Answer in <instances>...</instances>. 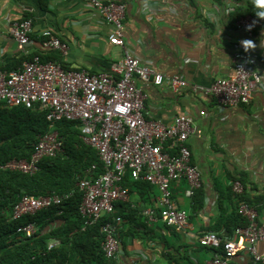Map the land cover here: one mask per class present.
Wrapping results in <instances>:
<instances>
[{
  "label": "crops",
  "instance_id": "obj_1",
  "mask_svg": "<svg viewBox=\"0 0 264 264\" xmlns=\"http://www.w3.org/2000/svg\"><path fill=\"white\" fill-rule=\"evenodd\" d=\"M111 1L125 5L124 37L133 55L161 74L180 76L189 85L179 92L167 85L145 86L150 116L169 124L175 116L186 114L202 131L201 138L188 141L192 162L202 176V208L196 210L195 201L186 197L185 182L171 185L179 207L189 214L191 229L178 234L161 222L147 225L141 211L154 205L156 189L127 186L130 202L123 204L132 205L139 218L132 227H123L124 244L116 259L119 264H170L164 254L179 251L186 264H210L214 253L200 247L198 238L235 212L233 183L240 182L246 189V198L257 206L264 226V92L257 89L248 106L220 109L211 96L195 92L194 87H209L215 80L231 76L235 54L244 49V40L256 45L249 52L259 56L255 70L264 85V28L251 38L230 17L234 7L247 8L253 0ZM144 1L150 3L151 13H143ZM22 20L32 22L35 42L24 51L8 33L12 22ZM47 31L68 45L65 56L41 48ZM35 55L45 62L56 60L67 70L94 74L110 72L124 56L120 47L110 43V26L85 0H0V69L16 70ZM122 211L118 203V214ZM127 230L133 235H125ZM224 231L222 227L213 232L225 235ZM257 249L264 257V242ZM232 264L256 263L240 254Z\"/></svg>",
  "mask_w": 264,
  "mask_h": 264
},
{
  "label": "built area",
  "instance_id": "obj_2",
  "mask_svg": "<svg viewBox=\"0 0 264 264\" xmlns=\"http://www.w3.org/2000/svg\"><path fill=\"white\" fill-rule=\"evenodd\" d=\"M110 26V43L123 50V59L111 66L110 72L90 73L86 70L71 71L58 61H42L39 55L27 60L12 71L0 69V102L9 107L24 106L43 112L51 131L34 145L28 160H12L3 169L33 175L45 158H54L64 153L63 139L55 130L57 123L78 121L82 127V140L96 150L104 172L96 175L92 165L76 185L83 193L79 207L85 219V227L108 216L102 227L104 241L102 249L108 259H116L121 252L119 231L123 219L117 212L118 203L130 202V191L125 186L126 177L132 182H144L156 189L154 205L141 211L147 225L161 222L178 234L191 229L189 214L179 207L171 185L183 181L188 185L185 195L193 198L202 188V176L192 162L188 141L201 138L202 131L193 119L181 114L166 124L150 116L146 108L149 94L145 86L167 85L174 92L189 87L178 75L167 76L157 72L133 55L126 46L124 37L125 5L111 0H85ZM230 3V1H229ZM143 13H151L150 3L144 1ZM236 27L254 37L262 22L251 16L241 17ZM32 22L15 21L9 25V36L20 51L35 44L32 39ZM45 51L68 53L69 47L60 38L45 32L40 42ZM259 56L249 50H238L234 57V73L215 80L209 87H194L195 92L211 96L220 109L248 106L257 89L264 92L261 76L255 65ZM232 191L242 195L243 185L235 182ZM76 190L53 195L23 196L12 211V219L34 216L70 200ZM238 213L247 220V225L237 227L232 237H221L209 232L199 236L198 245L204 249L220 251L214 254L210 264H232L240 254L251 257L256 264H264L257 249L264 242V226L259 222L255 207L240 202ZM40 231L35 222L17 229L27 239ZM53 239L48 248L58 246Z\"/></svg>",
  "mask_w": 264,
  "mask_h": 264
},
{
  "label": "trees",
  "instance_id": "obj_3",
  "mask_svg": "<svg viewBox=\"0 0 264 264\" xmlns=\"http://www.w3.org/2000/svg\"><path fill=\"white\" fill-rule=\"evenodd\" d=\"M256 10L253 4L247 8L237 6L230 13V17L235 22L245 16L260 20L254 14ZM260 21L264 28V20ZM55 130L63 139V154L43 159L39 170L33 175L3 169L2 166L12 160H28L34 145L51 128L45 114L38 109L9 107L0 102V264H119L117 259H108L102 249L105 237L102 227L110 218L104 216L97 223L85 227V219L79 212L83 193L76 185L92 165L97 168L95 176L103 173V164L96 150L83 142L82 127L78 121H61L56 124ZM124 184L128 187H137L140 184L143 188L152 187L144 182H132L129 176ZM73 190H76L75 195L61 206H54L19 220L12 219L15 204L25 195L63 194ZM200 191L201 189L192 198L196 210L203 206ZM231 196L235 199V212L224 221L223 218L220 219L210 230L217 232L223 227L225 235L219 234L223 238L232 237L237 227L247 225V220L238 213L237 206L240 202L257 207L246 198L245 188L242 195H236L231 187ZM120 205L123 206L120 214L123 227L126 224L132 227L139 218L136 217L138 211L132 205ZM29 222H35L40 228L39 233L31 239L17 232L20 226ZM123 227L119 231L121 245L124 244ZM145 228L146 226L143 229ZM130 233L127 230L124 234ZM53 239L60 244L49 249V242ZM212 251L214 254L220 253ZM179 254V251L177 254L165 253L164 257L170 264H186V257Z\"/></svg>",
  "mask_w": 264,
  "mask_h": 264
},
{
  "label": "clouds",
  "instance_id": "obj_4",
  "mask_svg": "<svg viewBox=\"0 0 264 264\" xmlns=\"http://www.w3.org/2000/svg\"><path fill=\"white\" fill-rule=\"evenodd\" d=\"M254 8L257 9L254 14L260 20H264V0H253ZM245 51L253 49L256 45L250 40L242 41ZM261 44L264 45V40H261Z\"/></svg>",
  "mask_w": 264,
  "mask_h": 264
}]
</instances>
